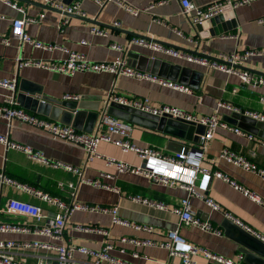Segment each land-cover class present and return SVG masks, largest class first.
Instances as JSON below:
<instances>
[{"label":"crops","instance_id":"obj_1","mask_svg":"<svg viewBox=\"0 0 264 264\" xmlns=\"http://www.w3.org/2000/svg\"><path fill=\"white\" fill-rule=\"evenodd\" d=\"M11 1L24 8L29 17L38 18L42 13H45V18L41 22L26 26V34L44 45H58L61 48L82 53L87 59L96 63L113 62L118 58H124L130 67L154 76H157L156 73L159 71V65L156 66V61H167L202 72L204 80L200 89L187 86L191 92H181L149 81L135 80L125 76L117 77L109 73H77L73 76H66L32 66L19 69L18 58H22L23 61L37 60L58 63L62 62L66 55L61 50L47 51L36 49L27 44L22 46L14 38L11 39L9 46L0 43V80H10L17 75V83L24 82L32 85L34 88L40 89L43 95L54 100H65L67 95H79L82 97L79 102L84 104L83 112H90L99 105V118L93 128V134L99 132L100 113L104 108L105 100L113 89L122 95H133L138 99L147 98L154 107L164 105L176 107L198 119L217 115L219 120L227 122L233 127L241 128L252 138L218 129L207 146L203 169L212 175L215 172H221L229 176L264 201L263 177L247 172L219 158L222 150L229 148L247 157L258 168L264 170V139L248 132L246 129L249 125L241 120L238 121V124L242 125L235 126L229 123V119L240 118L239 116L243 115L235 114L227 108L220 107L221 103H225L243 110L264 114V85L253 88L251 85L243 83L236 75L209 70L164 51H155L130 44L134 38L145 37V39L161 43L167 48L172 46L197 52L201 55L208 54L217 60H220L223 55L234 52L263 49L264 24H261L260 20L264 18V0H257L250 5L240 6L234 10L238 29L219 37H210L204 40L200 39L194 31L190 19L184 14L182 0H123L130 6L142 10L136 17L115 3H108L104 7H100L91 0H84L81 9L85 16L70 17L69 24L63 33L58 29L59 13L48 9L43 1ZM59 1L73 4L78 0ZM190 1L198 7H205L219 0ZM18 18H22V14L0 0V36L9 37L12 22ZM92 21L99 23V25L92 23ZM93 27L104 30L107 36L91 34L90 31ZM187 38H193L194 43H189ZM82 41H87L89 45H81ZM112 44L120 45L123 50H113ZM241 69L247 70L253 76H261L264 74V58L253 57L244 63ZM13 94L11 91L0 87V106L4 104V99L7 96ZM27 112L39 118L50 120L30 111ZM80 127L92 129L91 119L85 116L80 122ZM0 135L7 137L11 142L30 146L35 152L41 153L49 162L82 167L85 169L84 177L87 180L99 179L104 184L118 188L120 192L116 193L98 189L88 184H80L79 177L73 173L64 169H54L49 165L32 160L25 153L12 149L8 150L4 144L0 143V173L8 179L43 194L61 197L66 202H71L70 190L66 188L61 191L58 188V183L74 184L78 187L76 202L104 207L119 206L118 216L121 219L152 229V233H148L130 227L113 225L111 215L76 211L67 222L65 241L76 246L100 250L106 242L104 236L74 231L73 227L82 225L109 230L114 249L110 251L111 261L102 264H181L179 257H170L169 252L165 249L152 246L135 247L120 243V239L123 237L161 243L166 241L167 233L175 230L188 243L204 248L216 255L232 259L236 263L264 264V260L258 255L251 256L249 253L242 252L246 251L243 250L244 247L241 244L242 234L231 221L225 218V214L230 213L256 232L264 235V209L221 179L212 178L206 189H200L199 186L203 178V174L200 173L194 189L197 193L217 203L220 206L219 211H214L208 207L205 201L195 194L190 197L194 216L222 231V235L219 236L206 233L193 225H179V217L173 213V209L179 207L181 201L189 197L190 192L184 187L158 184L143 175L119 174L114 167H108L103 159H96L86 165L87 152L83 148L54 141L41 131L18 121H13L12 126L9 127L8 122L2 118L1 114ZM171 141L176 140H171L157 131L134 125L132 142L138 147L156 148L168 156L176 153L179 147L178 141L176 144H170ZM186 146L190 149L199 147L188 143ZM98 152L105 157H112L134 166L143 164L133 153H123L120 148L112 144L101 143ZM0 193V224L9 223L31 228L37 224L31 217L9 213L8 203L10 200H20L40 206L48 218L55 217L59 212L36 196L12 185L2 184L1 181ZM129 196H141L154 203L164 204L167 206V210L134 203L129 200ZM2 239L14 242L58 243L32 233H6ZM121 249H124L125 253H122ZM14 253L26 264H36L39 257L52 256V253L34 250L22 251L17 249ZM135 253H138L139 257H135ZM239 257L242 259L239 260ZM76 258L80 261L92 262L91 259L80 254H77ZM198 262L199 264H206V260L202 256L198 257Z\"/></svg>","mask_w":264,"mask_h":264},{"label":"built area","instance_id":"obj_2","mask_svg":"<svg viewBox=\"0 0 264 264\" xmlns=\"http://www.w3.org/2000/svg\"><path fill=\"white\" fill-rule=\"evenodd\" d=\"M2 1L21 13L22 18L13 20L11 35L9 37L0 36L1 44L9 46L11 44V39L14 38L17 39L22 46L27 44L36 49H43L47 51L61 50L66 55V58L62 62L58 63H48L37 60L23 61L22 58H18L17 61L19 69L32 66L66 76H73L77 73H109L117 77L125 76L135 80L149 81L181 92H191V89L187 86L175 84L158 76L150 75L130 67L127 63V60L124 58H118L113 62L96 63L87 59V57L82 53L61 48L58 45H44L40 42H37L26 34V26L31 23L41 22L45 18V13H42L38 18L29 17L24 8L20 7L17 3H13L11 0ZM41 1H43L44 5L48 9L59 13L60 21L58 29L62 33L64 32L65 27L69 24L70 17L72 15L80 17L85 16L81 9L82 1L84 0H78L73 4H66L59 0ZM91 1L100 7H104V5L108 3H115L135 17L138 16L140 12H142V10L130 6L123 0ZM254 1L257 0H219L210 3L205 7H198L190 0H182V6L184 14L190 19V21L193 24H198L218 15L225 5H229L233 10H235L240 6L250 5ZM260 23L264 24V18L260 20ZM90 32L93 35L107 36V33L104 30L98 29L96 27H93ZM187 40L191 44L195 41L193 38H187ZM130 44L146 47L155 51H164L174 57L196 63L208 68L209 70H218L229 75H236L243 83L251 85L253 88L264 85L263 75L253 76L247 70H242L240 68L244 63L253 57L264 58V48L246 50L244 52H234L228 55H223L220 60H217L213 59L208 54L196 56L172 48H167L153 40H148L145 38H134L131 40ZM81 45H89V43L87 41H82ZM111 48L116 51L123 50V48L117 44H112ZM17 82L18 80L16 75L10 80H0V87L15 93ZM65 100L81 101L82 97L79 95H67ZM111 103H117L123 106L131 107L154 116L162 117L167 115L174 119L178 118L202 124L206 126V133L201 136L200 145L197 149H183L181 153L176 152L165 156L160 150L156 148H142L135 145L132 142L134 126L128 122L109 115L108 109ZM220 107L227 108L235 114L243 115L264 123L263 113L243 110L225 103H221ZM0 114L2 118L8 122L9 127L12 126L13 121H18L23 125L41 131L54 141L62 142L73 147L83 148L87 152L86 165L92 163L96 159H103L105 160L108 167H114L119 174L130 173L135 175H143L149 180L158 184L179 185L188 189L190 192L189 197L183 199L180 203V206L173 209V213L179 217V225H193L206 233L219 236L222 235V231L213 227L210 223H204L200 219L196 218L191 209L190 197L192 194H195L204 200L206 205L214 211L220 210V206L217 203L209 198L204 197L194 190L200 173L203 174V178L199 186L200 189H206L212 178H218L230 184L235 190L240 191L243 195L264 209V201L254 192L244 188L229 176L221 172H215L212 175L203 169L202 165L204 162L205 153L207 151V146L214 138L218 129L227 130L242 137L252 138L250 134L241 128L233 127L227 122L219 120L217 115L198 119L176 107L166 105L154 107L147 98L138 99L133 95H122L119 94L115 89L112 90L105 100V105L101 110L98 123L99 132L95 134L80 132L72 126H65L60 123L52 122L50 120L39 118L36 115L30 114L20 107V104L15 99L14 94L7 96L4 99V104L0 106ZM0 143L4 144L8 150L12 149L25 153L32 160L49 165L54 169H64L67 172L73 173L79 177L80 184H88L98 189L114 191L116 193L120 192L118 188L104 184L99 179L87 180L84 177L85 169L82 167H73L60 162H49L41 153L35 152L30 146L11 142L7 137L2 135H0ZM101 143L115 145L120 148L123 153H133L143 162V164L140 166H134L112 157H105L98 152V148ZM219 158L237 167H240L247 172L258 174L264 178V170L258 168V166L247 157L240 155L229 148L223 149ZM0 181L2 184L12 185L19 190L36 196L49 206L59 211L55 217L48 218L40 206L20 200H10L8 203L9 213L31 217L36 221L37 224L32 228L9 223L0 224V264H26L23 259L17 257L14 253V251L17 249L22 251L34 250L52 253V256L50 257H39V260H37L36 264H102L103 262L111 261L110 251L114 249V245L110 239L109 230L107 229L90 226L85 227L82 225L73 227L74 231L90 232L104 236L106 242H104V245L100 250L76 246L65 241L67 222L76 211L111 215L113 217V225H121L139 231L142 230L152 233V229L149 227L137 225L135 223L121 219L118 216L119 206L104 207L101 205L80 204L76 202L78 187L74 184L69 183L66 185L63 182L58 183V188L61 191L65 190L66 188L70 190L71 202H66L61 197L43 194L39 191L30 189L25 185L8 179L1 173ZM128 198L134 203H140L149 207L167 210L166 205L154 203L141 196H129ZM225 218L264 243V235L256 232L253 228L245 224L234 215L226 213ZM6 233H32L36 236L47 237L58 243L39 241H5L2 239V236ZM120 243L123 245L130 244L135 247L152 246L165 249L169 252L170 257H179L181 259V264H199L198 257L200 256L205 258L206 264H239L234 262L232 259L216 255L204 248L188 243L183 237L179 235L177 230L167 233L166 241L161 243H157L152 240H142L127 237L121 238ZM120 251L125 253L124 249H121ZM77 254L83 255L87 259H91L92 262L88 263L86 261L78 260L76 258ZM135 257H139V254L135 253ZM241 259L242 257H239V260Z\"/></svg>","mask_w":264,"mask_h":264},{"label":"water","instance_id":"obj_3","mask_svg":"<svg viewBox=\"0 0 264 264\" xmlns=\"http://www.w3.org/2000/svg\"><path fill=\"white\" fill-rule=\"evenodd\" d=\"M74 16V15H72ZM71 16V17H72ZM92 23L99 25L92 21ZM192 24L194 31L198 34L200 39L204 40L210 37H219L232 30L238 29V23L235 19V12L231 6L225 5L221 12L213 18L203 21L202 23ZM145 38V37H140ZM156 42V41H155ZM161 44V43H160ZM166 46H171L167 45ZM172 49L201 56L197 52L190 50L172 47ZM159 65L157 76L164 78L172 83L189 86L191 88L200 89L204 80V74L198 70L190 67H184L180 64H173L167 61H156V66ZM241 68V67H240ZM264 76V74H263ZM15 99L19 102L21 107L34 114L44 116L52 121L58 122L62 125L72 126L81 132L92 134L93 128L99 118L98 106L93 108L90 112H83L84 104L79 101L68 100H54L45 95L38 88L24 82L17 83L16 91L14 93ZM109 115L128 122L132 125H138L157 131L166 135L171 140L178 141V150L181 153L183 149L188 150L186 144L200 145L201 136L206 133V126L195 122L186 121L183 119H174L171 116H154L152 114L142 112L140 110L123 106L117 103H111L108 109ZM87 116L92 121V129H82L80 122ZM240 118H231L228 120L232 125L238 126V121L247 123L249 126L246 129L248 132L264 139V123L253 120L249 117L239 116ZM176 141H171L170 144H176ZM171 150V149H168ZM173 151V150H172ZM235 225V224H234ZM236 226V225H235ZM238 231L242 234V251L245 254L258 255L264 260V243L245 232L238 226Z\"/></svg>","mask_w":264,"mask_h":264},{"label":"rangeland","instance_id":"obj_4","mask_svg":"<svg viewBox=\"0 0 264 264\" xmlns=\"http://www.w3.org/2000/svg\"><path fill=\"white\" fill-rule=\"evenodd\" d=\"M134 126V125H133Z\"/></svg>","mask_w":264,"mask_h":264}]
</instances>
